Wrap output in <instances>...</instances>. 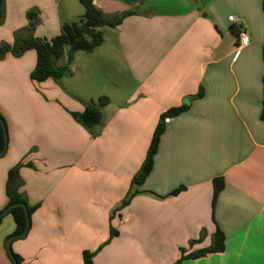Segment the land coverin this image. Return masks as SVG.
Returning <instances> with one entry per match:
<instances>
[{
  "label": "crops",
  "instance_id": "crops-1",
  "mask_svg": "<svg viewBox=\"0 0 264 264\" xmlns=\"http://www.w3.org/2000/svg\"><path fill=\"white\" fill-rule=\"evenodd\" d=\"M261 3L95 0L106 15L136 13L110 29L120 60L111 72L90 66L93 54H75L68 76L34 83L35 51L0 59L7 132L0 212L16 165L19 194L33 209L27 235L11 243L21 264H84V252L93 254V264H175L182 251L208 248L217 229L225 236L222 253L181 264H264ZM29 11L37 14L31 22ZM83 13L78 0H5L0 45L50 40ZM237 25L247 31L245 47H238ZM65 64L63 56L58 67ZM100 97L109 104L94 138L71 113L84 111L77 99ZM182 105L186 112L162 122L164 113ZM160 124L152 171L134 185ZM215 179L224 188L212 207ZM14 231L13 218L4 215L0 264H13L4 244Z\"/></svg>",
  "mask_w": 264,
  "mask_h": 264
},
{
  "label": "trees",
  "instance_id": "trees-1",
  "mask_svg": "<svg viewBox=\"0 0 264 264\" xmlns=\"http://www.w3.org/2000/svg\"><path fill=\"white\" fill-rule=\"evenodd\" d=\"M78 1L84 10L83 15L73 22L63 24L59 35L50 40L32 37L16 38V41L11 46L7 44L0 45V59L7 54H11L14 57H20L26 51L33 50L36 53V65L30 74L31 81L34 83H43L47 80L59 81L70 74V66L73 63L74 56L77 52L92 54L96 48L101 46L103 42L102 28L114 29L120 26L126 18L136 14L134 11L130 10L121 14L106 15L93 5L95 0ZM4 2L5 0H0V24L2 23L4 16ZM261 8L264 14V0H262ZM26 16L31 22L37 14L34 11H29ZM63 56H66V64L62 67H58V62ZM262 58L264 63V44L262 48ZM262 86L263 97L261 120L264 121V74L262 78ZM200 97L201 93L197 95V98ZM77 100L84 106V111L81 114L71 113V116L76 123L80 124L92 137L95 138L97 136L96 128H98L103 122L102 110L109 104V100L106 97H100L96 101ZM188 108V105H182L178 108L170 109L161 116V120L164 122L166 118L177 117L186 112ZM1 119L3 120L2 117ZM163 132V126L161 124L158 125L153 134L146 158L133 178L134 185L140 186L152 171L154 158ZM4 142V132L0 125V153L3 151ZM20 168L21 165H16L8 172L6 181V196L8 198V203L5 210L15 204H24L27 207L30 217L33 209L28 208L26 200L19 194V189L22 186V181L19 178ZM223 188L224 183L222 179H215L213 181L212 207H214L218 194ZM180 191L181 189L175 190L170 196H175ZM137 193L138 192H134L130 194L128 198L122 202L121 207L123 208L127 206ZM1 213L2 212H0V215ZM7 214L13 218L15 224V231L12 236L22 233L26 226L24 210L20 207H16L11 209ZM202 235L200 236V239ZM196 242H191L190 245ZM224 242V234L217 229L212 237L211 245L208 248L186 256H183L182 251L181 257L175 264H181L184 260H196L208 254L222 253L225 248ZM13 257L17 264H21L22 261L19 256L13 253ZM92 258L93 254L89 252L83 253L84 264H93Z\"/></svg>",
  "mask_w": 264,
  "mask_h": 264
},
{
  "label": "rangeland",
  "instance_id": "rangeland-1",
  "mask_svg": "<svg viewBox=\"0 0 264 264\" xmlns=\"http://www.w3.org/2000/svg\"><path fill=\"white\" fill-rule=\"evenodd\" d=\"M101 32L103 35V42L100 47L94 50V52L92 53L93 55L87 58V62H89L90 66L92 65L93 68L96 64H99L102 67V69L107 70V72H111L110 67L112 65L117 66V67H119L120 65V60L115 53L116 52L115 51V47H116L115 39H114L113 32L109 28H102ZM76 55L78 57H88V55L90 54H85L83 52H77ZM113 72H115V75H117L118 77H121V79L123 78L121 74H118V71H113ZM99 74L100 76H102L103 73H99Z\"/></svg>",
  "mask_w": 264,
  "mask_h": 264
},
{
  "label": "water",
  "instance_id": "water-1",
  "mask_svg": "<svg viewBox=\"0 0 264 264\" xmlns=\"http://www.w3.org/2000/svg\"><path fill=\"white\" fill-rule=\"evenodd\" d=\"M32 27V25H31ZM0 125L3 129V132H4V148H3V151L0 153V157H2L6 151V146H7V132H6V127H5V124L3 122V120L1 119L0 117ZM16 207H20L24 210V215H25V219H26V226H25V229L22 233L18 234V235H14V236H11L9 239L6 240L5 244H4V247L8 253V256L10 258V260L12 261L13 264H17L16 263V260L14 259L13 257V253L11 251V243L14 241V240H18V239H22L24 238L28 231H29V228H30V217H29V214H28V210H27V207L26 205L24 204H15V205H12L10 206L9 208H7L6 210H4L1 215H0V220L2 219V217L4 215H6L11 209L13 208H16Z\"/></svg>",
  "mask_w": 264,
  "mask_h": 264
},
{
  "label": "built area",
  "instance_id": "built-area-1",
  "mask_svg": "<svg viewBox=\"0 0 264 264\" xmlns=\"http://www.w3.org/2000/svg\"><path fill=\"white\" fill-rule=\"evenodd\" d=\"M229 21L230 22H235V19L233 17H229ZM235 33H236V37L239 41L238 47H245L247 46L248 42H249V37L247 34V31L245 29V27H243L242 25H237L235 27ZM169 119L166 118L164 120V123H168Z\"/></svg>",
  "mask_w": 264,
  "mask_h": 264
}]
</instances>
